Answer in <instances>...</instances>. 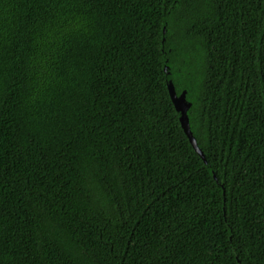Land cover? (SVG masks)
<instances>
[{"label": "trees", "instance_id": "1", "mask_svg": "<svg viewBox=\"0 0 264 264\" xmlns=\"http://www.w3.org/2000/svg\"><path fill=\"white\" fill-rule=\"evenodd\" d=\"M0 264H264V0H0Z\"/></svg>", "mask_w": 264, "mask_h": 264}, {"label": "water", "instance_id": "2", "mask_svg": "<svg viewBox=\"0 0 264 264\" xmlns=\"http://www.w3.org/2000/svg\"><path fill=\"white\" fill-rule=\"evenodd\" d=\"M164 71H166V69ZM167 90H168L170 100L173 103V106H174L176 112H178L180 114L179 122H180V126H181L184 134L186 135V137H187L188 141L190 142L192 148L205 162L203 153L198 148V146L196 144V140L193 137L191 130H190L189 121H188V117H187V111L190 108V103L186 101L185 91H183L179 95H177L171 81H169L167 83Z\"/></svg>", "mask_w": 264, "mask_h": 264}]
</instances>
